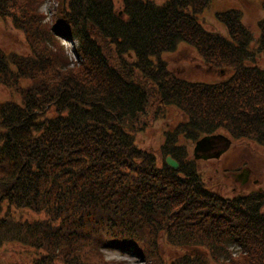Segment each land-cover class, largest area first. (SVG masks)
<instances>
[{
  "label": "trees",
  "instance_id": "16d2710c",
  "mask_svg": "<svg viewBox=\"0 0 264 264\" xmlns=\"http://www.w3.org/2000/svg\"><path fill=\"white\" fill-rule=\"evenodd\" d=\"M57 2L46 22L41 0H0L30 49L0 46V85L22 99L0 103V249L33 253L0 264H113L106 249L144 264H264V193L222 197L176 143L226 133L264 144V21L256 39L239 10L217 14L227 36L203 26L211 0ZM182 43L229 77L175 75L162 56ZM166 106L186 122L158 166L135 134Z\"/></svg>",
  "mask_w": 264,
  "mask_h": 264
},
{
  "label": "rangeland",
  "instance_id": "374dc122",
  "mask_svg": "<svg viewBox=\"0 0 264 264\" xmlns=\"http://www.w3.org/2000/svg\"><path fill=\"white\" fill-rule=\"evenodd\" d=\"M41 1L40 11L46 17L45 21L47 22L56 13L58 2L57 0ZM153 1L161 4L165 0ZM229 10L241 11L243 22L251 29L256 39L259 37V22L264 21V0H211L209 7L202 13L199 21L208 30L227 36V30L218 21L217 14ZM59 42L73 61L78 59L74 53L76 42L67 38H60ZM0 46L7 54L28 55L30 53L24 32L18 29L11 19L2 16H0ZM256 55L257 62L264 68V57L260 54ZM162 59L175 75L193 82L215 83L227 79L230 75V72L226 70H215L205 65L195 50L183 43L179 44L175 51L164 54ZM24 85H27V82ZM6 101L21 103L22 99L16 88L10 91L5 86L0 85V103ZM153 107L156 106L153 105ZM145 120H147L146 127L140 133L135 134V142L140 149L154 153L159 166L165 159L161 152L168 134L174 133L178 125L186 122V119L175 107L166 106L165 109L150 110ZM222 134L230 138L232 144L220 158H212L211 160L194 158V148L202 136L198 138L199 140L180 136V141L176 143L182 146L180 149L182 158L190 161L198 169V173L200 176L202 175L209 187L222 197L232 198L238 195L255 194L259 193L260 190V193H264V144L249 140H237L226 133ZM173 141H169V144H175ZM244 167L252 171L253 180H258L256 183L251 181L249 184L243 185L233 178L232 173L239 172ZM31 216L36 219L39 218L36 214H31ZM161 243L164 244L165 241L162 240ZM32 255V252L18 244H8L0 249V261L4 262L22 261ZM104 256L113 264H144L137 256L123 254L118 250L106 249ZM164 256L166 258L174 257L170 250Z\"/></svg>",
  "mask_w": 264,
  "mask_h": 264
},
{
  "label": "water",
  "instance_id": "95a60500",
  "mask_svg": "<svg viewBox=\"0 0 264 264\" xmlns=\"http://www.w3.org/2000/svg\"><path fill=\"white\" fill-rule=\"evenodd\" d=\"M222 135H209L203 137L201 140H199L196 143V146L194 148V157L196 159H202V160H209L212 158H220L230 147L231 140L226 138L228 141L227 144H224L222 147L220 146L218 149H216L217 144L216 141L219 140V138H222ZM167 164L174 168H179V163L172 159L171 157L167 158Z\"/></svg>",
  "mask_w": 264,
  "mask_h": 264
},
{
  "label": "flooded vegetation",
  "instance_id": "af4514ba",
  "mask_svg": "<svg viewBox=\"0 0 264 264\" xmlns=\"http://www.w3.org/2000/svg\"><path fill=\"white\" fill-rule=\"evenodd\" d=\"M225 137V136H223ZM219 138V140L216 141L215 144H217V147L216 148H219L220 146L222 147L224 144H227V140L226 138ZM232 176L234 179H236L237 181H239L241 184L245 185V184H249L251 181L256 183L257 181L253 180L254 178L253 175H252V171L247 168V167H244L242 168L241 171L239 172H234L232 173ZM261 189V188H260ZM261 192V190H260Z\"/></svg>",
  "mask_w": 264,
  "mask_h": 264
}]
</instances>
